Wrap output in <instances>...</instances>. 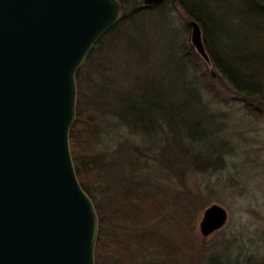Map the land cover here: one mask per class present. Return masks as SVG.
Masks as SVG:
<instances>
[{
    "label": "trees",
    "instance_id": "obj_1",
    "mask_svg": "<svg viewBox=\"0 0 264 264\" xmlns=\"http://www.w3.org/2000/svg\"><path fill=\"white\" fill-rule=\"evenodd\" d=\"M119 1L121 20L98 39L76 73V117L69 133L76 176L99 220L94 263L180 264L178 247L164 232L144 230L126 236L103 231L102 209L106 207L112 219L131 225L163 212L160 186L144 174L147 163L138 157L147 151L152 154L158 142L167 146L171 142L191 170L222 169L232 145L211 109L220 97L212 82L222 78L246 106L263 111L264 71L258 69L264 67V51L255 33L257 40L248 52L239 55L236 49H227L221 53L208 17L194 3L197 0H163L152 5L143 0ZM176 5L200 24L210 66L192 45L187 49L179 42L173 16ZM243 9L240 15H245L248 25L257 32L264 30V0H245ZM183 25L190 29L189 22ZM163 46L169 48L168 59H160ZM210 69H216L214 75ZM97 117L125 127L139 139V146L126 148L130 152L117 160L93 150L101 141ZM122 150L119 145L116 153ZM95 192L104 196L102 204ZM188 205L197 206L193 200ZM142 250L149 260L138 259ZM207 264L224 263L219 254L211 253Z\"/></svg>",
    "mask_w": 264,
    "mask_h": 264
},
{
    "label": "water",
    "instance_id": "obj_2",
    "mask_svg": "<svg viewBox=\"0 0 264 264\" xmlns=\"http://www.w3.org/2000/svg\"><path fill=\"white\" fill-rule=\"evenodd\" d=\"M122 15L119 0H0V264H95L99 220L76 176L69 133L76 73ZM189 24L210 66L201 26ZM226 219L221 205H209L201 235Z\"/></svg>",
    "mask_w": 264,
    "mask_h": 264
},
{
    "label": "rangeland",
    "instance_id": "obj_3",
    "mask_svg": "<svg viewBox=\"0 0 264 264\" xmlns=\"http://www.w3.org/2000/svg\"><path fill=\"white\" fill-rule=\"evenodd\" d=\"M194 3L199 13L208 17L209 28L221 53L227 49L231 52L236 49L239 55L248 52L257 40L255 33L264 51V30H253L245 15H240L245 12V0H214L213 3L197 0ZM173 16L179 42L188 49L192 45L191 30L187 31L183 24L191 18L179 5L173 7ZM168 50L163 46L160 59H168ZM258 70L264 71V67ZM261 71L256 73L261 75ZM212 83L220 97L211 109L215 110L217 123L232 145L225 155L224 167L209 172L191 170L178 158L177 148L171 142L169 146L158 142L152 154L147 151L138 157L147 163L144 174L160 186L157 191L164 204L163 212L131 225L112 219L103 207V231L126 236L144 230L164 232L176 243L180 264H207L211 253L219 254L224 264H264V110H251L254 108L246 106L222 78ZM96 123L101 141L92 149L107 159H121L125 152H130L126 148L133 150L139 146L137 137L111 119L97 117ZM119 145L124 151L116 153ZM95 196L102 204L104 196L98 192ZM192 200L197 205L193 209L188 205ZM213 203L226 210L227 219L219 230L203 236L199 222L204 209ZM144 258L149 260L147 253L138 251V259Z\"/></svg>",
    "mask_w": 264,
    "mask_h": 264
}]
</instances>
